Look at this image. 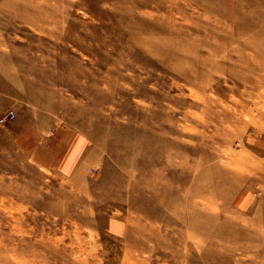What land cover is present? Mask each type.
Here are the masks:
<instances>
[{"label":"rangeland","instance_id":"374dc122","mask_svg":"<svg viewBox=\"0 0 264 264\" xmlns=\"http://www.w3.org/2000/svg\"><path fill=\"white\" fill-rule=\"evenodd\" d=\"M263 4L0 0V264H264Z\"/></svg>","mask_w":264,"mask_h":264},{"label":"bare ground","instance_id":"6f19581e","mask_svg":"<svg viewBox=\"0 0 264 264\" xmlns=\"http://www.w3.org/2000/svg\"><path fill=\"white\" fill-rule=\"evenodd\" d=\"M174 9V8H173ZM174 13V12H173ZM172 22V21H171ZM173 23V22H172ZM174 24V23H173ZM160 39V38H159ZM176 40H180L182 41V37L181 36H177V38H175ZM184 42V41H182ZM186 44H188L190 47L188 49L189 51V56H190V72L191 74L193 75V78H194V81L196 82V84H203L205 85L206 84V81L208 79V70H211V69H219V64L216 60H211L210 59V55L211 54H219V50L218 51H211L209 54H207V50H206V47H207V40H206V37H193L192 39L189 38V41H186L184 42ZM200 92V91H198ZM203 93V92H202ZM198 94V93H197ZM196 94V96H197ZM195 96V95H194ZM199 96V95H198ZM200 97V96H199ZM206 112V111H205ZM207 115V113H205ZM205 118V117H204ZM210 120V119H209ZM208 122V121H207ZM263 124V123H262ZM218 126V125H217ZM220 127V126H219ZM218 127V128H219ZM205 143V142H204ZM231 148V147H230ZM232 149V148H231ZM227 151V150H226ZM231 151V150H230ZM234 151V149H233ZM236 151V150H235ZM228 154V153H227ZM247 160L251 163L255 162L254 161V158H252L251 156H249L248 154H242V153H236L234 155V157L232 158V160H228V159H223L221 158L220 159V164L224 165L225 167L227 168H232V172L236 173V171H238V173H244L246 170V167H244V161ZM257 163V162H256ZM235 168V169H234ZM249 172V170H248ZM237 173V174H238ZM251 173V172H250ZM240 182V181H239ZM199 199V198H197ZM220 201V200H219ZM21 212V211H20ZM13 214V212H12ZM16 214V213H15ZM25 217V216H23ZM16 217H14L13 220H15ZM19 221V220H18ZM20 221H21V218H20ZM15 223H16V220H15ZM23 223V222H22ZM18 224V223H17ZM16 224V225H17ZM15 225V224H14ZM20 226V224L18 225V227ZM17 227V228H18ZM22 228V227H21ZM25 228V226H24ZM126 228V227H125ZM225 227L223 226V228L221 230H223ZM20 229V227H19ZM25 230V229H24ZM19 231H22V230H19ZM27 231V230H25ZM236 229L234 230V233H236ZM24 233V232H23ZM45 234V233H43ZM42 234V235H43ZM47 234V233H46ZM48 235V234H47ZM27 236V235H26ZM49 236H51L49 234ZM28 237V236H27ZM44 237V236H43ZM60 237V236H59ZM48 238V237H47ZM61 238V237H60ZM49 239V238H48ZM51 239V238H50ZM49 239V240H50ZM58 239V238H57ZM47 240V239H46ZM52 240V239H51ZM64 240V239H63ZM62 239L60 240L59 243H61V241H63ZM57 242V241H56ZM0 243L1 245L4 247V249L6 250V248L8 247V243L4 242L3 240H0ZM63 245H64V242H62ZM57 244V243H56ZM7 246V247H6ZM14 243L11 244V249L13 250L15 247H14ZM55 246V245H54ZM65 246V245H64ZM249 246V245H248ZM6 247V248H5ZM240 246H236V245H233L232 244V247L229 249V253L227 255L228 258L226 259L227 262H231L233 259L232 257V253L234 250H237ZM247 247V246H246ZM251 247V246H250ZM249 248V247H248ZM10 249V248H9ZM8 250V248H7ZM4 250L0 251V258L1 259H5V260H8V255L4 254ZM6 253V252H5ZM11 257V256H9ZM19 260V259H17ZM58 260V259H57Z\"/></svg>","mask_w":264,"mask_h":264},{"label":"crops","instance_id":"0c3cea01","mask_svg":"<svg viewBox=\"0 0 264 264\" xmlns=\"http://www.w3.org/2000/svg\"><path fill=\"white\" fill-rule=\"evenodd\" d=\"M233 7L234 8L232 9V11H234V12L237 13V10L239 9L238 8L239 6L236 4V5H233ZM261 7H262V10L260 11L261 12V15L258 14L259 10L257 11V14H255V12L252 11L251 24H252V28H254V29H255V26H256V29H259V28L264 29V4L261 5ZM252 8H254V5L253 4H252ZM255 23H256V25H255Z\"/></svg>","mask_w":264,"mask_h":264},{"label":"built area","instance_id":"2783aa9c","mask_svg":"<svg viewBox=\"0 0 264 264\" xmlns=\"http://www.w3.org/2000/svg\"><path fill=\"white\" fill-rule=\"evenodd\" d=\"M16 116V113L14 111H9L8 113H6L4 116H2L0 118V122L1 123H6L8 122L9 120H12L14 119Z\"/></svg>","mask_w":264,"mask_h":264}]
</instances>
